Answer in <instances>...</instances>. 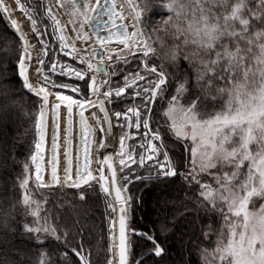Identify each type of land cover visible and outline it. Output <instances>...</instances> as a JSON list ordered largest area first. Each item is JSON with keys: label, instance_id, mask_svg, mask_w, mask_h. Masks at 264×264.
I'll return each mask as SVG.
<instances>
[{"label": "snow or ice", "instance_id": "snow-or-ice-1", "mask_svg": "<svg viewBox=\"0 0 264 264\" xmlns=\"http://www.w3.org/2000/svg\"><path fill=\"white\" fill-rule=\"evenodd\" d=\"M56 2L63 7L65 0ZM66 2L72 5L71 15L79 18L70 21L75 38L66 34V26L61 24L51 6H46L40 16L30 6V0H15L42 46L43 55L36 68L44 81L40 87L34 86L28 76L33 59L31 49L35 46L30 44L18 21L11 19L22 49L16 61V74L23 89L39 98L32 111L22 113L35 132L31 153L22 164V176L17 177L21 191L18 203L24 209V216L32 218L31 223L25 220L23 231L34 234L40 244L43 240L39 234L50 236L65 244L79 264H92L91 252L82 242L72 247L68 232L60 234L49 217L42 215L47 197L37 199L36 193L57 187L91 189L95 182L109 214L111 243L106 264H142V258L131 260L130 235L142 236L151 242L154 246L151 252L157 257L164 249L153 235L130 228L128 212L132 196L128 186L134 179L148 181L179 176L195 192L197 206L220 218L216 246L210 253L213 261L216 264H264V0H154L156 8L149 0H143L144 7L138 0H123L119 7L118 0ZM125 4L132 18L130 25L124 23L127 19ZM145 11L151 12L152 20L160 22V31L175 41L172 49L165 53L167 64L174 67L175 72H169L164 62L156 63L159 53L155 45L163 47L164 42L154 28L143 23ZM4 14L12 15L0 0V18ZM45 20L49 23L45 24ZM86 27L91 35L85 31ZM129 27L133 29L131 32ZM49 28L51 33L47 31ZM48 35L58 42L64 56H71L85 66L77 68L52 61L49 71L55 73L59 67V75L84 81L87 91L79 84L56 83L43 72L44 58L53 47L43 38ZM93 37V43L88 44ZM77 40L85 47L77 48ZM113 43L123 47L112 48ZM130 58L139 63L134 72L124 74V69L117 65L129 64ZM181 58L187 62L186 68L179 66ZM117 76L121 80L113 79ZM50 88L69 90L78 98L53 93ZM129 89L132 90L131 99H139L141 103H133L123 111L113 109L112 116L116 118V127L134 128L136 132L122 131L119 150L103 156L102 160L97 155L94 161L90 146L96 143L93 140L96 129L90 126L85 111L98 108L103 113L106 128L101 126V119L95 112L90 115L100 126V133L111 135L114 124L105 105L122 101ZM50 96L55 98L51 107ZM158 101L163 105L156 110L154 106ZM62 105L66 116L63 128L65 166L61 176ZM74 108L79 110L82 146V155L78 153L75 162L72 151ZM122 120L125 123H120ZM50 127L51 154L46 160ZM137 135L140 136L138 141ZM165 135L178 142H190L191 147L185 145L189 153L185 170L178 171L173 163L164 142ZM128 141L136 142L129 144ZM106 148L108 144L101 138L95 152L99 154ZM116 161L120 172L124 173L119 180ZM94 162L99 165L95 170L91 167ZM133 165L147 166L149 174L129 175L125 170L134 173ZM105 166L110 176L105 175ZM46 173L49 174L47 181ZM79 199L85 200L83 191ZM113 215L117 218L113 219ZM117 223L118 238L114 231ZM209 235L204 233L205 239ZM208 255V250L203 249V264H212ZM60 259L69 260L68 251L61 253ZM39 264H51L47 252H41Z\"/></svg>", "mask_w": 264, "mask_h": 264}, {"label": "trees", "instance_id": "trees-1", "mask_svg": "<svg viewBox=\"0 0 264 264\" xmlns=\"http://www.w3.org/2000/svg\"><path fill=\"white\" fill-rule=\"evenodd\" d=\"M138 2L144 7L143 0ZM149 3L153 8L158 7L154 0H149ZM30 6L40 16L46 7L41 0H30ZM142 20L150 29L158 22L152 20L149 11L142 14ZM44 23L48 24L49 21L45 20ZM47 31L51 33L50 28ZM155 32L164 42L163 47L160 44L155 45L159 53L156 63L164 62L169 72H175L176 69L167 64L165 57V53L172 49L175 41L165 32V37L157 30ZM43 38L53 45L49 56L45 57V64L48 66L57 54L58 42L54 41L51 35ZM20 44L19 37L12 31L3 15L0 18V264H39L41 252L49 254L51 264H79L65 244L42 233L39 235L43 244H40L34 234L23 231L25 220L31 223L32 218L24 216V209L18 203L21 191L17 177L22 176V164L31 153L35 132L30 121L22 113L32 111L38 99L23 89L22 81L16 74V61L22 51ZM60 57L66 60L68 65L85 67L71 57ZM138 63V60L131 59L129 64L117 67L124 69L126 74L134 72ZM179 66L186 68L187 62L181 58ZM49 77L56 83L79 84L87 91L84 81L53 74ZM113 79L119 81L121 77ZM56 90L71 93L65 89ZM137 100L133 101L128 93L122 101H116L113 107L123 111ZM162 105L163 102L158 101L154 108L158 110ZM164 142L178 171L185 170L189 156L185 150L187 143L175 141L168 135L164 136ZM132 168L134 173L128 170L126 173L141 176L149 174L147 166L139 168L133 165ZM80 192L57 188L48 192L39 191L36 197L41 200L47 197L48 202L44 205L45 211L42 215L49 217L60 234L68 232V241L72 247H78L82 242L85 249L91 252L92 264H106L111 242L105 199L97 185L83 190L84 201L79 199ZM129 194L132 196L130 228L153 235L164 249V253L157 257L151 252L154 247L151 242L142 236L132 235V261L142 258V264H203V249L208 250V259L211 257L210 253L216 246L217 233L221 227L220 218L197 206L195 192L179 176L148 181L134 179L129 185ZM204 233H210L207 239ZM65 251H68L69 255L67 261L60 259V254Z\"/></svg>", "mask_w": 264, "mask_h": 264}, {"label": "bare ground", "instance_id": "bare-ground-1", "mask_svg": "<svg viewBox=\"0 0 264 264\" xmlns=\"http://www.w3.org/2000/svg\"><path fill=\"white\" fill-rule=\"evenodd\" d=\"M44 1L46 2V4L48 6L52 7L53 13L60 19L61 24L65 26V23L63 21V17L60 14V12L58 11V9L56 8V6L54 4V1L53 0H44ZM2 2H3V4L8 6V8L10 9V11L12 13L11 17H9L7 14H4L7 22L11 25V19L12 18L16 19L18 21L20 27H21L22 32L27 33L24 25L22 24L20 18L18 17L17 12L12 7L10 1L9 0H2ZM124 23L129 24V25L131 24L130 22H127L126 20L124 21ZM132 30L133 29L131 27H129V32H131ZM66 34L71 36L68 33L67 28H66ZM27 35H28V40H29L30 44L33 45V41L31 39L30 35L28 33H27ZM115 46L117 48L123 47L122 45H118V44H116ZM33 49H34V47L31 49V54H32V57H33L31 63L34 60V51H33ZM28 76H29V80L34 84V86H36V87H40L41 86V85H39V84H37L35 82L33 75H31V72L28 74ZM49 99H50V107H51V104L55 102V98H54V96H50ZM92 99L95 100L96 97H92ZM100 99H103V97L101 96ZM38 100H39V98H38ZM105 106H106V108L109 111L110 117L112 118V114H111V112L109 110L108 104L106 103ZM78 111H79L78 109L74 108V114H73V137H72V141H73V143H72V151H73L74 162H75V157H76V155L78 153L82 155V146L80 145V129H79V123H78V121H79ZM91 112H95L98 115V117L101 119V126L106 128L107 125L103 123V113H101L98 108H88L85 111V117L87 118L90 126L93 129H96V135L93 137V140L96 143H93L90 146L93 149L92 155H93V159L95 161V148H96L97 138H98V134H99L98 133V128L100 126H98L96 121L91 117V115H90ZM60 114H61V140H60L61 148L59 150V154H60V166L59 167H60V173H61V176H62L63 175V168L65 166V157L63 155V152H64V147H63L64 132H63V128L65 127V116H66V109H65V107L63 105L61 106ZM49 124L51 125V116L49 117ZM114 127H113L112 131L114 130ZM103 136H104V139H105V143L108 144V148L104 149L105 155L114 154L116 151L119 150V145L116 142V137H115V134L113 132H112L111 135L103 134ZM50 144H51V127L49 128V133H48V137H47V146H46V153H45L46 160L51 154L50 153ZM46 167H47V165H46ZM91 167L95 170L97 168L96 167V163L94 162L91 165ZM115 167H116V170H117V175H118V180H119V164H118V161L115 162ZM104 170L107 172V175L110 176V170H108L106 166H105ZM48 179H49V174L46 173L45 174V180L47 181ZM93 184H96V183L93 182ZM52 189H55V188H52ZM113 196H114V193H113ZM128 216H129V225H130V214H129V212H128ZM116 218L117 217L115 215H113V219H116ZM114 231H115V234H116V236L118 238V223H117L116 228H115ZM130 236H129V241H130Z\"/></svg>", "mask_w": 264, "mask_h": 264}, {"label": "rangeland", "instance_id": "rangeland-1", "mask_svg": "<svg viewBox=\"0 0 264 264\" xmlns=\"http://www.w3.org/2000/svg\"><path fill=\"white\" fill-rule=\"evenodd\" d=\"M9 1H10V3H11L12 7L14 8V10L17 12L18 17L20 18L22 24L24 25V27H25L27 33L30 35V37H31V39H32V41H33V45L35 46L34 49H33V51H34V60H33V62H32L31 65H30V72H31V75H33L34 80H35V82H36L37 84H39V85H43V84H44V81H43V79H42V76L38 75L37 72H36V68L40 66V65L38 64V60H39V59L42 57V55H43V53H42V46H40L39 41H38L36 35L33 34V33L31 32L30 21L27 20V19L25 18V16L22 14V12L18 11V8H17V5H16V3H15V0H9ZM41 1L45 4V6H48V5L45 3L44 0H41ZM53 1H54V4H55L56 8L58 9V11L60 12V14H61L62 17H63V21H64V23H65V26H66L67 30H68V33L71 35V37L75 38V33L72 31V27H73V25L70 23V21L73 20V19H77V20H78L79 18H78V17H73V16L71 15V12H72V5H71L70 3H68V2H66V0H65L64 6L61 7L60 4H58V3L56 2V0H53ZM22 2H24V0H22ZM122 2H123V0H118V7H119V3H122ZM124 8H125V16L127 17L126 21L132 23V18H131V16L128 15L129 9H128V7H127L126 4H125ZM4 17H5V16H4ZM6 22H7V21H6ZM7 24H8V23H7ZM155 27H156V28H155ZM155 27H154V29L157 30L158 32H160V34H161L162 37H165V33H163V31H160V22H156V23H155ZM85 31H88L87 27L85 28ZM89 34H90V32H89ZM92 43H93V40L88 41V44H92ZM76 46L80 47V46H85V45H84V43H83L82 41L77 40V41H76ZM111 47H112V48H117L115 45H111ZM60 55H62V54H61V52L59 51V48H58L57 54L54 56V60H52V61H58L60 64H67V63H66L67 61L64 60V59H62V58L60 57ZM63 56H64V55H63ZM71 58H72V57H71ZM44 59H45V58H44ZM113 59L115 60V56H113ZM45 63H46V61H45ZM45 63H44V66H43V72H44V73H47L48 76H50L51 74H53L54 76L61 77V75L58 74L59 71H60L58 68H57V71H56L55 73L50 72L49 69H50V65H51V63H50V65H48V66H47ZM30 72H29V73H30ZM64 77H66V76H64ZM67 78H68V77H67ZM99 79L102 81V80L104 79L103 75H101V76L99 77ZM49 90H50L51 92H53V93H55V92H61V93L66 94V95H73V94H71V93H69V92L58 91V90L53 89V88H50ZM62 90H64V89H62ZM131 91H132V90L129 89V94L131 93ZM73 97H74V98H78V97H76V96H74V95H73ZM91 98H92V97H91ZM37 99H38V98H37ZM38 101H39V100H38ZM133 103H135V104H140L141 101H140V100H137L136 102H133ZM133 103H131L129 106H132ZM129 106H128V107H129ZM108 107H109V110H110V112H111V114H112V111H113V109H114L113 104H108ZM96 115H97V114H96ZM97 116H98V115H97ZM112 120H113V124H114V126H115V125H116V118H115L114 116H112ZM120 123H125V122L122 120V121H120ZM124 130L129 131L130 133H135V132H136V130H135L134 128H133V129H130V130H129V129H124ZM124 130H122L121 128L115 126V127H114V130L112 131V132L115 134L116 142H117L118 145H119V137H120V135L122 134V131H124ZM141 132H143V129H141ZM98 133H99V134H98V138H97V144H98V142H99V140H100L101 138L104 139L103 134L99 132V128H98ZM139 139H140V136L137 135V136H136V140L138 141ZM104 141H105V139H104ZM135 142H136V141H128L129 144H133V143H135ZM184 142L187 143V146H188V147H191V144H190L189 141H184ZM97 144H96V146H97ZM97 155H98V158L102 160V159H103V156H105L104 149L100 150L99 154H97V153L95 152V159L97 158ZM96 167H97V168L99 167V165H98L97 163H96ZM97 168H96V169H97ZM126 170H127V169H126ZM126 170H125V172H126ZM123 174H124V173H121L120 170H119V177L122 176ZM105 175H107V172H106V171H105ZM122 183H123V182L121 181V184H122ZM94 185L99 186L98 184H93V186H94ZM128 187H129V186H128ZM60 188H61V187H60ZM63 188H64V187H63ZM53 190H56V189H50V190H43V189H41L40 191H41V192H48V191H53ZM84 190H86V189H84ZM81 191H83V190H81ZM129 211H130V215H131V208L129 209ZM130 222H131V221H130ZM131 239H132V236H131ZM110 242H111V241H110ZM130 243H131V242H130ZM209 260L212 261V264H216V262L213 261L212 256L209 258Z\"/></svg>", "mask_w": 264, "mask_h": 264}, {"label": "water", "instance_id": "water-1", "mask_svg": "<svg viewBox=\"0 0 264 264\" xmlns=\"http://www.w3.org/2000/svg\"><path fill=\"white\" fill-rule=\"evenodd\" d=\"M46 3V2H45ZM19 11V10H18ZM21 12V11H20ZM5 20H6V18H5ZM7 21V20H6ZM8 23V22H7ZM8 25L10 26V28L12 29V31H13V28L11 27V25L8 23ZM88 29V28H87ZM88 31H89V29H88ZM14 32V31H13ZM90 32V31H89ZM15 33V32H14ZM16 34V33H15ZM101 34H104L103 32L101 33ZM17 35V34H16ZM90 35H91V32H90ZM18 36V35H17ZM94 37H93V41H94ZM116 43H113V44H111V45H115ZM77 48H83V47H85V46H80V47H78V46H76ZM89 51H91V49H89ZM94 63H95V61H93ZM29 72H30V67H29V71H28V74H29ZM33 95V94H32ZM34 96V95H33ZM34 97H36V96H34ZM37 98V97H36ZM59 160H60V154H59ZM60 166V165H59ZM58 188H60V187H58ZM64 188H66V189H71V190H75V191H81V190H84V189H79V190H77V189H73V188H68V187H64ZM55 189H57V188H55ZM43 190H50V189H43ZM129 214H130V211H129ZM130 221H131V215H130ZM132 236V235H131ZM131 236H130V241L129 242H131Z\"/></svg>", "mask_w": 264, "mask_h": 264}, {"label": "built area", "instance_id": "built-area-1", "mask_svg": "<svg viewBox=\"0 0 264 264\" xmlns=\"http://www.w3.org/2000/svg\"><path fill=\"white\" fill-rule=\"evenodd\" d=\"M61 54L63 55V53L61 52ZM68 57H71V56H68ZM73 67V66H72ZM58 69H59V67H58ZM60 70V69H59Z\"/></svg>", "mask_w": 264, "mask_h": 264}]
</instances>
